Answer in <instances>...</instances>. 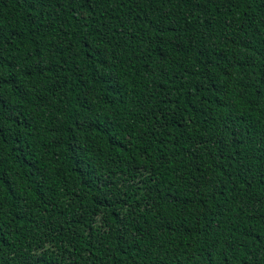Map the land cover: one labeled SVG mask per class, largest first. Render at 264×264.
I'll list each match as a JSON object with an SVG mask.
<instances>
[{"label":"trees","instance_id":"1","mask_svg":"<svg viewBox=\"0 0 264 264\" xmlns=\"http://www.w3.org/2000/svg\"><path fill=\"white\" fill-rule=\"evenodd\" d=\"M0 264H264V0H0Z\"/></svg>","mask_w":264,"mask_h":264}]
</instances>
